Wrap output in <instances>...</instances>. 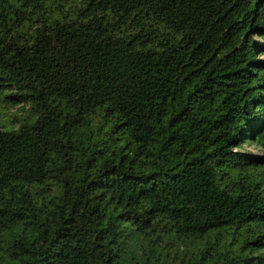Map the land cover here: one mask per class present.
<instances>
[{
    "label": "trees",
    "instance_id": "trees-1",
    "mask_svg": "<svg viewBox=\"0 0 264 264\" xmlns=\"http://www.w3.org/2000/svg\"><path fill=\"white\" fill-rule=\"evenodd\" d=\"M0 264H264V0H0Z\"/></svg>",
    "mask_w": 264,
    "mask_h": 264
},
{
    "label": "rangeland",
    "instance_id": "rangeland-1",
    "mask_svg": "<svg viewBox=\"0 0 264 264\" xmlns=\"http://www.w3.org/2000/svg\"><path fill=\"white\" fill-rule=\"evenodd\" d=\"M245 149L250 151V152H254V153H258L260 151V149L254 147V146H248Z\"/></svg>",
    "mask_w": 264,
    "mask_h": 264
}]
</instances>
